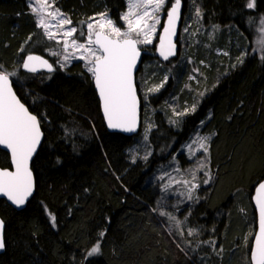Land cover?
I'll return each instance as SVG.
<instances>
[{
	"label": "trees",
	"instance_id": "16d2710c",
	"mask_svg": "<svg viewBox=\"0 0 264 264\" xmlns=\"http://www.w3.org/2000/svg\"><path fill=\"white\" fill-rule=\"evenodd\" d=\"M51 1L81 31L103 12L121 23L126 8L125 0ZM183 1L184 16L188 10L199 9L206 27H236L248 35L247 57L219 81L220 74L208 71L209 94L175 127L163 108L167 105L171 112V100L192 69H176L159 91L147 93V81L156 75L158 82L165 68L175 67L178 56L157 71V54L145 52L144 60L151 67L139 72L137 84L142 128L134 136H125L108 131L93 77L83 62L59 64L60 56L52 52L62 44L57 48L37 27L28 0H0V70L16 73L17 94L39 117L45 134L32 162L34 196L22 210L0 200V217L5 222L0 264H200L198 255L204 253L187 247L180 236L196 238L187 237L181 228L172 234L168 229L159 211L167 205L166 189L161 180H152L154 170L170 160L201 124L203 133L212 134L208 161L213 178L199 190L198 202L181 205L180 213H192L188 221L203 225V238L212 232L218 247H235L246 222L234 203L247 192L255 230L250 197L264 179V49L253 52L251 42L252 29L264 18V0H255L253 9L247 8L248 0ZM195 50L191 56L211 58L204 48ZM30 54L49 58L54 70L25 71L22 62ZM175 101L181 103V99ZM178 157L184 167L188 161L182 153ZM0 166H11L10 155L2 149ZM50 215L56 217L55 226ZM98 242L100 252L86 256Z\"/></svg>",
	"mask_w": 264,
	"mask_h": 264
},
{
	"label": "snow or ice",
	"instance_id": "6c2138e0",
	"mask_svg": "<svg viewBox=\"0 0 264 264\" xmlns=\"http://www.w3.org/2000/svg\"><path fill=\"white\" fill-rule=\"evenodd\" d=\"M167 2L168 0H128L127 12L121 16L125 25L124 30L117 26L106 13H102L95 23L87 24V43L83 44L71 39L77 31L76 28L61 31L66 25L71 24V20L55 8L50 0H36L38 7L32 6L29 0L31 11L38 17L37 27L43 30L48 40H56L58 35H62L65 52L70 47L80 52V55L75 58L86 62L87 70L94 79L102 102L104 118L110 129L123 132L136 131L139 100L133 73L140 58L138 45L153 42L157 25L160 24V13L165 10ZM181 6L182 0H174L167 9V22L163 35L159 38L158 48L164 60L176 55L173 37L176 35L177 22L180 20ZM246 6L249 9L255 8V0H248ZM196 15H201L199 9ZM261 24L264 25V18L261 19ZM53 28L56 30L53 31ZM261 31L264 32V28ZM57 43L60 41L57 40ZM261 44L264 45V40ZM67 59L68 57L65 56V61ZM240 62H243L242 58ZM22 67L29 73H36L41 67L49 72L54 70L47 60L36 55H28L22 62ZM2 68L3 66L0 65V69ZM15 75V72L0 70V146L10 152L14 169L0 170V196L6 197L13 205L20 208L33 194L34 178L30 164L41 143L42 132L40 120L29 112L13 91L9 77ZM164 82H167V78ZM161 87L163 83L150 88L149 91L157 92ZM187 111L194 112L195 106L176 115L183 116L187 114ZM207 139L205 137L199 142L200 149L205 153L208 151ZM195 179L196 175L193 172L192 181ZM192 181H177L186 186L190 185L189 199L198 187ZM168 187L169 185H165L166 190ZM255 202L259 211V232L255 236L250 258L251 264H264V182H261L256 189ZM50 219L55 226V215H50ZM4 230L5 222L0 219V250L5 248ZM189 235H193V232L190 231ZM103 236L104 233L101 232L100 237ZM99 252L98 242L86 253V256L90 257Z\"/></svg>",
	"mask_w": 264,
	"mask_h": 264
},
{
	"label": "rangeland",
	"instance_id": "374dc122",
	"mask_svg": "<svg viewBox=\"0 0 264 264\" xmlns=\"http://www.w3.org/2000/svg\"><path fill=\"white\" fill-rule=\"evenodd\" d=\"M50 2L52 1L50 0ZM125 2H126V8L123 14L127 12L128 0H125ZM173 2L174 0L173 1L168 0L165 10L160 13V24L157 25L153 42L147 45L144 44L139 45L140 48L144 50V52H147L153 57L156 56V46L158 43V38L161 29L163 28L165 19L167 17V9L171 6V3ZM31 5L38 7V5L36 4V0H31ZM100 14L95 16L88 23H95L97 20H99ZM107 16L109 17L108 14ZM36 19H38V17H36ZM87 24L84 26L82 31L79 30L77 26L72 25V23L70 25H66L65 29H62L61 31L72 27L76 28L77 31L71 39H75L77 43L86 44ZM116 25L121 27L122 30L125 29V25L122 19H121V23H116ZM262 28H264V25H262L260 21V25H258L257 27L255 25L254 28L252 29L253 31L252 38L254 42H251V44L253 43L252 50L253 52L256 53L258 52L261 53L262 50L264 49L263 47L264 45L261 44V41L264 40V32L261 31ZM55 30L56 29L53 28V31ZM81 33H84V35H81ZM246 36L247 37H245V35H243L239 30H237L236 27H227V26L206 27L205 25H203L201 17L196 15V10L194 12L190 10L186 12L185 16H183L182 19L180 37L178 40V44L180 42L179 54H178V59L174 65L175 67L165 68L163 70L162 77L159 78L158 82L156 79V75H154L145 84L146 92L150 93L149 91L150 88L158 86L161 83L165 85L166 84L164 82L165 78H167L168 81L169 76H171L176 69L179 71L181 68L187 70V68L189 69V66L192 69V71L188 74L189 76L186 74L187 77L182 79V84L179 90V94H177L178 96L175 97V99L177 100L181 99L180 101L181 103H176V101L174 102L175 99H172L171 100L172 103H170L169 105V110H171V112L168 111V106L164 105L163 109L165 115H167V120L169 121V123L175 125V127H179L182 119H180L181 116L176 115V113L185 112L186 110L191 109L193 106H195L196 108L202 96L204 97L209 94L208 89L210 87H208L207 85L210 78L209 72H211V74L214 76L217 73L220 74L218 76V81H219L222 76L228 73L229 70H233L238 65L242 64L240 60L242 58V60L244 61V59L247 57L248 45L250 44L247 41L249 40V36L248 35ZM57 40H59L60 43H57ZM53 41L56 43L57 48L59 47L58 44H62L60 50L54 49L52 52L60 56L59 64L62 67H67L75 61H82L84 67L87 70L86 62L84 60L75 58L80 55V52L78 50H75L70 47L68 48L67 52L64 51L62 35H58L57 39ZM154 45L155 48L153 47ZM193 48L196 49L195 52L198 51V48L201 49L204 48L206 51L211 53L210 55L211 58L209 60L206 59L201 60L198 59L197 55L191 56L190 53H193L191 52ZM65 56L68 57L67 61H65ZM157 60L159 62H158V68L156 70L159 71L160 65H163L164 63L159 59ZM149 67H151V62H145V60H143L140 71L144 69L147 70L148 72ZM137 84H138V79H137ZM176 107H178L179 109H176ZM188 113L189 111H187V114ZM203 122H205V120H203ZM201 125L188 138V140H186L180 146L178 152L174 154L170 158V160L160 164L156 168V170H154L152 181L155 183L157 182V179L161 180L162 189L163 188L165 189V185H169V187L166 190L167 199H168L166 200L167 205L165 206L164 209L162 210L159 209V211L164 213V215H161L160 212L159 213L164 218L168 229L171 231V234L176 230V228L178 230L181 228L183 230H186L187 237L196 238V240L193 241L190 239L185 240L180 236V239L184 244H186L187 247L191 248L193 251H200L201 253H204L203 255H198V261L200 264H224V263L251 264L250 250L252 246L253 237L256 231V225L254 230L253 223L255 222H253L251 225L249 219L251 211L247 206L249 205L248 203L249 200H247V195H248L247 192L246 193L242 192L241 194H239L240 196L238 195L237 197V203L236 204L234 203V209L236 210L237 214L241 215L242 218L244 217L246 222L245 225L246 231L242 237L238 238L236 242L237 245L235 244V247L231 246L229 248L222 244L218 247L217 239H215L212 236L211 234L212 232L207 234L206 238H203V235L200 234L203 233L202 230L203 225H196V224L193 225L188 221L192 213H189L190 211H187L184 214L180 213L181 211L179 210V207L181 205L183 204L193 205L198 202L197 198L200 194L199 190H201L203 186L204 187L208 186V184L211 183V180L213 178L212 170L210 168L208 161V151L207 153H205L199 147V142L203 138L207 137L208 138L207 146L209 148V143L212 138V134L203 133ZM144 132H146V130ZM144 136L145 135H143L142 138H144ZM141 141L143 143V140ZM180 153H182L185 156L186 160L188 161V163L184 165V167L181 166V162H180L181 159L178 157V154ZM193 172H195L196 175L195 181H192ZM181 180L192 181L198 185L195 191L192 192L191 199L188 198V188L190 187V185L186 186L183 183L177 182ZM205 181H207V183H205ZM166 193L164 192V194ZM243 197L245 198L244 201L242 200ZM251 198L252 197H250V202L253 208ZM212 230L214 229L212 228ZM190 231L193 232V235H189Z\"/></svg>",
	"mask_w": 264,
	"mask_h": 264
},
{
	"label": "water",
	"instance_id": "95a60500",
	"mask_svg": "<svg viewBox=\"0 0 264 264\" xmlns=\"http://www.w3.org/2000/svg\"><path fill=\"white\" fill-rule=\"evenodd\" d=\"M183 16H184V1L182 0V6H181V9H180V20L177 22V25H176V35L173 37V42H174L175 45H176V48H175L176 55L169 57L168 60H164L163 57H161L160 54H159V50H158V48H159V38H160L161 35H163V29H164V26H165V24H166V22H167V17H166L165 22H164V25H163V28L161 29V32H160V35H159V38H158L157 46H156V54H157V57H158L162 62H168V61H170V60L176 58V57L178 56V54H179L178 40H179V37H180V29H181V25H182V19H183ZM138 47H139V49H140V58H139V60L137 61L136 68H135L134 73H133V76H134V83H135V85H136L137 97H138V100H139L138 123H137L136 131H134V132H123V131H120V130H114V129H110V128H108V126H107V122H106V120H105V118H104V115H103L102 102H101V100H100V97H99V94H98V90H97L96 87H95V82H94V79H93V85H94V88H95V90H96V92H97V94H98V98H99V101H100L101 113H102V116H103V118H104L105 125H106L107 129H108V131L111 132V133H120V134H123V135H125V136H134V135L138 134V133L140 132L141 128H142V114H143V107H142V100H141V97H140V95H139V91H138L137 78H138V74H139L140 68H141V66H142V62H143V60H144V50L141 49L139 45H138ZM31 55L40 56L42 59L47 60L48 63L52 65V63L48 60V58H46V57H44V56H42V55H39V54H31ZM26 58H27V57H26ZM26 58H25V59H26ZM52 67H53V65H52ZM23 69H24V68H23ZM53 69H54V67H53ZM24 70H25V69H24ZM41 70L48 71L46 68H42V67H41V68L38 69L37 72H39V71H41ZM25 71H26V70H25ZM27 72H28V71H27ZM9 79H10V81H11V83H12L13 91L16 93L17 97L21 100V98H20V96L17 94L16 88H15V81H14L11 77H9ZM21 102H22V103L28 108L29 112H31V110L29 109V107H28V106H27L22 100H21ZM31 113L34 114L33 112H31ZM34 115H36V114H34ZM36 116H37V115H36ZM37 118L39 119L38 116H37ZM40 127H41V132H42V139H41V143H40V145H39L38 148H37V152H36V153L34 154V156H33V160H34V158L36 157L37 153L39 152V150H40V148H41V146H42V144H43L44 137H45L44 131H43L42 126H41V123H40ZM0 149L6 151V152L10 155V152H8L6 149H4L3 146H0ZM33 160H32V162H33ZM10 161H11V155H10ZM32 162H31V164H30L31 168H32ZM2 169L14 170L13 167H12V164H11V166L8 167V168H2V167L0 166V170H2ZM32 172H33V170H32ZM33 178H34V190H33V194H32V196L29 197L28 201L25 203V205H24L23 207L17 208V207H16L15 205H13L10 201H8L6 197H3V196H0V200L3 199V200H5V201H7V203H8L9 205H11L12 207L16 208L17 210H22V209H24V208L26 207L27 203L30 201V199L34 196L35 191H36V180H35L34 172H33ZM261 182H264V179H263L262 181H260V182L256 185V187H255V189H254V193H253L252 198H251L252 205H253V209H254L255 214H256V231H255V234H254V237H253L251 250H252V248H253V246H254L255 236H256V235L258 234V232H259V211H258V208H257V206H256L255 195H256V189H257L258 185H259ZM0 219H2V218L0 217ZM2 220H3V219H2ZM4 231H5V230H4ZM4 250H5V248L2 249V250H0V253L4 252ZM250 254H251V251H250ZM250 261H251V258H250Z\"/></svg>",
	"mask_w": 264,
	"mask_h": 264
},
{
	"label": "flooded vegetation",
	"instance_id": "af4514ba",
	"mask_svg": "<svg viewBox=\"0 0 264 264\" xmlns=\"http://www.w3.org/2000/svg\"><path fill=\"white\" fill-rule=\"evenodd\" d=\"M47 58V57H46ZM48 60L50 61V59L48 58ZM51 62V61H50ZM52 63V62H51ZM53 64V63H52ZM43 72H45L44 70H41V71H39V72H36L35 74H40V73H43ZM218 236V235H217ZM217 238V237H216Z\"/></svg>",
	"mask_w": 264,
	"mask_h": 264
},
{
	"label": "bare ground",
	"instance_id": "6f19581e",
	"mask_svg": "<svg viewBox=\"0 0 264 264\" xmlns=\"http://www.w3.org/2000/svg\"><path fill=\"white\" fill-rule=\"evenodd\" d=\"M251 251V250H250Z\"/></svg>",
	"mask_w": 264,
	"mask_h": 264
}]
</instances>
